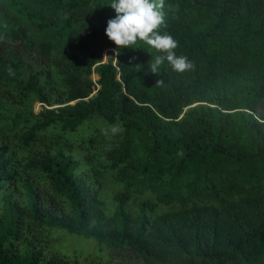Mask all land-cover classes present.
<instances>
[{
	"label": "trees",
	"instance_id": "trees-1",
	"mask_svg": "<svg viewBox=\"0 0 264 264\" xmlns=\"http://www.w3.org/2000/svg\"><path fill=\"white\" fill-rule=\"evenodd\" d=\"M45 2L91 40L0 33V264H264V0H164L195 70L157 74L107 38L113 0Z\"/></svg>",
	"mask_w": 264,
	"mask_h": 264
},
{
	"label": "clouds",
	"instance_id": "clouds-1",
	"mask_svg": "<svg viewBox=\"0 0 264 264\" xmlns=\"http://www.w3.org/2000/svg\"><path fill=\"white\" fill-rule=\"evenodd\" d=\"M110 7L116 15L107 21L105 34L117 49L132 48L138 42H143L157 52L164 53L156 56L151 63L150 71L156 74L165 60L177 73L195 70L194 62L187 56L176 54L178 41L170 34L159 32V28L165 25L164 0H113ZM7 71L10 76L15 74L11 67ZM164 83L159 80L155 86ZM108 131L115 135L123 132V128L114 124L105 130V134Z\"/></svg>",
	"mask_w": 264,
	"mask_h": 264
},
{
	"label": "rangeland",
	"instance_id": "rangeland-1",
	"mask_svg": "<svg viewBox=\"0 0 264 264\" xmlns=\"http://www.w3.org/2000/svg\"><path fill=\"white\" fill-rule=\"evenodd\" d=\"M82 12V21L73 23L70 29H65L66 23L63 22L60 14L56 10L50 9L45 0H0V33H6L9 29V24L15 21L25 28L29 38L34 42L47 41L55 49L62 52L65 49V38L70 32L91 40L84 21L86 19V10ZM100 49L102 52L101 63H107L108 59L116 54L115 50L112 49L102 47ZM95 75L93 74L90 78L96 82L98 76ZM40 110L41 105L36 104L35 112L37 113ZM93 243L92 240L88 239L62 236L58 243V248L67 254L76 252L80 256H84L92 250ZM123 262L124 264H135L137 260L134 256L126 254Z\"/></svg>",
	"mask_w": 264,
	"mask_h": 264
},
{
	"label": "bare ground",
	"instance_id": "bare-ground-1",
	"mask_svg": "<svg viewBox=\"0 0 264 264\" xmlns=\"http://www.w3.org/2000/svg\"><path fill=\"white\" fill-rule=\"evenodd\" d=\"M96 76V75H95Z\"/></svg>",
	"mask_w": 264,
	"mask_h": 264
}]
</instances>
